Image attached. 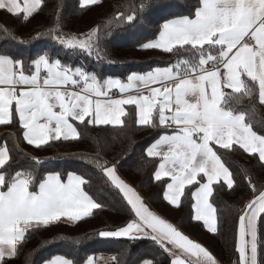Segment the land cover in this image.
Here are the masks:
<instances>
[{
  "label": "snow or ice",
  "instance_id": "snow-or-ice-1",
  "mask_svg": "<svg viewBox=\"0 0 264 264\" xmlns=\"http://www.w3.org/2000/svg\"><path fill=\"white\" fill-rule=\"evenodd\" d=\"M99 2L80 0V5ZM198 3L194 17L166 20L158 38L142 45L143 49L175 54L177 60L144 73H131L126 82L99 77L82 65L62 63L47 51L28 61L0 54V125L18 123L23 140L40 148L50 141L81 139L77 125L124 127L123 118L132 115L124 106H134L136 125L166 130L145 150L148 157L159 161L154 179H170L164 199L180 207L187 188L195 201L194 219L203 221L209 232L218 233L217 208L210 202L213 185L223 178L232 189L235 181L214 146L231 150L238 145L264 165V135L254 130L255 111L238 107L246 98L251 102L254 91L264 105V0ZM42 4L43 0H0V10L22 14L27 20ZM144 7L143 0L129 4V11L118 13L116 19L131 22ZM3 31L7 34L8 30ZM49 34L68 50L99 52L91 34L84 39L59 29H50ZM115 92L120 94L118 98ZM11 151L7 142L0 143V264L18 257L32 230L62 218L79 222L102 207L85 190L89 181L84 176L69 172L64 179L60 173L50 172L37 180L33 171L12 168ZM96 162L135 214L125 226L100 231L99 236H147L171 257L170 264H219L201 244L153 213L117 174L115 165ZM250 187L258 195L238 215L236 264H260L258 218L264 219V189L257 190L251 182ZM111 260L119 264L116 256ZM46 264L78 262L57 255ZM83 264L96 261L88 256ZM141 264L153 261L145 259Z\"/></svg>",
  "mask_w": 264,
  "mask_h": 264
},
{
  "label": "trees",
  "instance_id": "trees-1",
  "mask_svg": "<svg viewBox=\"0 0 264 264\" xmlns=\"http://www.w3.org/2000/svg\"><path fill=\"white\" fill-rule=\"evenodd\" d=\"M145 7L138 11L133 21L117 20V14L128 12L129 4L140 0H100L96 5L81 7L80 0H43L42 8L27 20L21 15H10L0 10V54H7L28 61L47 51L62 63L83 66L102 78L126 77L133 72L144 73L155 67H164L177 60L172 53L160 49H143L142 45L158 38L161 25L180 16L194 17L198 0H143ZM7 29V34L3 31ZM50 29L84 39L92 35L99 52L68 50L52 39ZM39 35V38L38 37ZM247 79L246 77H243ZM251 84L250 81H248ZM230 91V90H229ZM246 112L254 109V130L264 135V105L259 103L258 91L251 102L245 99L238 106ZM132 115L125 117V126L77 125L82 137L79 140L50 141L36 148L23 140L18 123L0 125V143L7 142L12 150V168L33 171L36 179L50 172H58L65 179L73 172L84 176L89 183L85 190L97 202L100 209L79 222L60 220L50 226L32 230L19 249L17 258L8 264H44L56 255H64L83 264L88 256H107L101 264H141L145 259L153 264H170L171 257L147 236L101 237L100 231H114L135 219L131 206L122 193L104 176L101 164L116 165L122 175L145 197L158 212L174 222L190 236L206 246L224 264H236L235 252L237 220L240 210L258 195L250 187L264 189V165L258 156L250 155L238 145L225 150L215 145L218 155L232 173L235 183L232 189L221 180L213 185L210 202L217 208L218 233L207 230L203 221L194 219L195 210L190 191L182 197L180 207L170 205L164 199L166 183L154 179L158 158L146 155V149L166 130L136 125L134 106L126 107ZM33 158H37L36 162ZM261 244L258 260L264 264V219L258 220Z\"/></svg>",
  "mask_w": 264,
  "mask_h": 264
},
{
  "label": "crops",
  "instance_id": "crops-1",
  "mask_svg": "<svg viewBox=\"0 0 264 264\" xmlns=\"http://www.w3.org/2000/svg\"><path fill=\"white\" fill-rule=\"evenodd\" d=\"M21 2H22V0H21ZM173 19H175V18H173ZM134 73V72H133ZM135 73H141V72H135ZM243 78V77H242ZM122 81H125L126 82V80H122ZM115 91V90H114ZM229 91V90H228ZM119 93L118 92H115V96L118 98L119 97ZM125 108L127 107V105H125L124 106ZM115 126H118V125H115ZM115 165V164H114ZM115 167H116V165H115ZM116 171H117V174L126 182V183H128L130 186H132L135 190H136V192L140 195V197L142 198V200H143V203L153 212V213H155V214H157L158 216H160L162 219H164V220H166L167 222H169V223H171L172 225H174L182 234H184V235H186V236H188L191 240H193L194 242H197V243H199V244H201L204 248H206L215 258H216V260L219 262V264H224V263H222L220 260H219V258H217V256L216 255H214L206 246H204L201 242H199L198 240H196L195 238H193L192 236H190L188 233H186L184 230H182L180 227H178L174 222H172L170 219H168L167 217H165L164 215H162L160 212H158V210H156L154 207H152L146 200H145V197L143 196V194L135 187V186H133L130 182H129V180H127L123 175H122V173L118 170V168L116 167ZM73 173V172H72ZM75 174H77V173H75ZM78 175V174H77ZM66 179V178H65ZM221 180H223V178H221ZM169 182H170V179H169ZM252 200V199H251ZM61 220H63V221H67L66 219H64V218H62ZM258 220H259V218H258ZM69 222V221H68ZM140 236H143V235H140ZM57 256V255H56ZM55 257V256H54ZM53 258V257H52ZM52 258H50V259H52ZM107 256H101V257H94V259H95V261H96V264H101L102 262H105L106 260H107ZM50 259H48V260H50ZM191 259L192 260H196V258L195 257H191ZM47 260V261H48ZM46 261V262H47ZM46 262L44 263V264H46Z\"/></svg>",
  "mask_w": 264,
  "mask_h": 264
},
{
  "label": "built area",
  "instance_id": "built-area-1",
  "mask_svg": "<svg viewBox=\"0 0 264 264\" xmlns=\"http://www.w3.org/2000/svg\"><path fill=\"white\" fill-rule=\"evenodd\" d=\"M252 43H254V41H252Z\"/></svg>",
  "mask_w": 264,
  "mask_h": 264
}]
</instances>
